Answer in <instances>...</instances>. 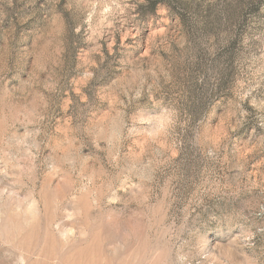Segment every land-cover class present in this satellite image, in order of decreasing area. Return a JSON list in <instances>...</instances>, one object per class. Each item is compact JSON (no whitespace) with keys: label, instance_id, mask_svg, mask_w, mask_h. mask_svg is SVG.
<instances>
[{"label":"rangeland","instance_id":"374dc122","mask_svg":"<svg viewBox=\"0 0 264 264\" xmlns=\"http://www.w3.org/2000/svg\"><path fill=\"white\" fill-rule=\"evenodd\" d=\"M0 264H264V0H0Z\"/></svg>","mask_w":264,"mask_h":264}]
</instances>
